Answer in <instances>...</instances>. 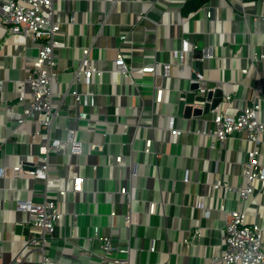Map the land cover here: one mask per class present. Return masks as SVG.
Returning a JSON list of instances; mask_svg holds the SVG:
<instances>
[{"label": "crops", "instance_id": "1", "mask_svg": "<svg viewBox=\"0 0 264 264\" xmlns=\"http://www.w3.org/2000/svg\"><path fill=\"white\" fill-rule=\"evenodd\" d=\"M209 12L212 19L206 17ZM54 21L62 26L63 48L55 55L61 75L53 103L60 117L48 135L64 141L74 131L83 153L62 149L51 154L53 187L29 176L15 177V167L34 166L44 141L32 139L40 131L37 121L18 124L28 108L26 78L38 47L24 37L6 35L0 13V169L6 171L0 176V264L18 259L41 264L40 254L26 247L31 216L16 208L18 201L45 199L60 203L65 213L46 252L60 264H98L102 250L94 240L96 229L113 240L114 258L128 264H212L225 248L227 214L239 202L236 194L214 186L244 185L241 166L248 146L242 135L224 145L207 137L212 116L186 119L177 105L190 90L196 51L208 53L200 63L210 86L236 94L231 114L251 105L257 88L264 94V64L253 60L264 49V0H56ZM185 43L188 65L181 73L172 66L173 54ZM86 48L101 75L94 76L90 87L97 107L82 110L97 115L96 125L75 120L71 95L89 90L74 79ZM120 53L133 68L132 87L114 72ZM152 65H157L155 74H142V68ZM245 69L248 75L242 73ZM157 88L164 90L161 105L155 101ZM58 94L66 95L65 101ZM262 110L264 122V101ZM172 120L184 131L181 137L167 131ZM147 141L153 142L150 155L145 153ZM78 177L85 181L84 192L74 194ZM124 189L127 195L121 193ZM62 190L68 191L66 197L60 196ZM246 208L248 222L264 230L262 188Z\"/></svg>", "mask_w": 264, "mask_h": 264}, {"label": "built area", "instance_id": "2", "mask_svg": "<svg viewBox=\"0 0 264 264\" xmlns=\"http://www.w3.org/2000/svg\"><path fill=\"white\" fill-rule=\"evenodd\" d=\"M56 0H1L0 13L3 29L6 35L21 36L29 39L38 47V55L32 69L26 78V83L31 88V95L28 108L24 109L22 117L18 124L23 125L27 121H37L40 131L32 135L33 140L43 138L44 141L39 146V154L34 166L29 170H24L21 166L14 168L15 177L20 178L29 176L35 180L43 182L48 188L55 186L50 171V156L53 153H60L62 149H69L72 155H81L83 153V144L77 140L74 131L68 133L66 140H51L48 132L55 120L60 117V112L54 108V99L57 94L54 87L59 83L60 71L55 60L56 53L63 48L61 45L60 33L62 26L54 21V10ZM107 3L114 4L116 0H106ZM208 19H212L211 12L207 13ZM101 20L99 23H101ZM75 22V17L72 18ZM122 40H126L123 37ZM184 49L173 54V65L181 73L187 67L186 55L188 53L187 43ZM239 51V50H238ZM196 52H200L201 58L196 59ZM193 53L192 62H204L207 58L206 51H196ZM254 62L264 64V49L260 55L255 57ZM167 70L171 65H165ZM157 65L144 67L141 69L142 74H155ZM116 75L123 77L124 83L134 84L133 68L128 66L124 54L120 53L115 61ZM248 75L250 70L242 71ZM194 74V72H193ZM100 76L101 73L96 63L91 59V48L83 50V59L81 67L74 73V79L78 83H83L89 89L87 93L73 91L72 97L75 99L74 110L76 111V121H84L92 125L100 123L97 115H90L84 112V107H97V96L90 91L93 85L94 76ZM197 83L199 88L196 92L197 97H207L209 93H215L220 90L217 87H211L208 80L203 74H197V80H190ZM3 85L0 82V90ZM66 95L58 94V99L65 101ZM236 94H225L220 107L209 112L212 116L211 127L206 136L215 139L221 145L237 135H242L247 143V160L241 166V176L244 179V185L240 187L229 184L217 183L215 190H224L226 193H234L238 196L239 202L237 209L229 212L228 222L224 228V251L223 254L212 259V264H264V230L259 224L248 222L247 208L248 203L253 199L258 189L264 190V155L262 147L264 145V122L261 119L262 102L264 94L257 88L255 97L251 105H247L236 114H231L233 102L236 100ZM164 90L157 88L155 90V101L158 105L163 103ZM194 108L204 109L205 105H193ZM36 116L41 119L36 120ZM204 117V116H203ZM167 131L175 137H181L184 131L177 129L174 121L169 123ZM44 136L46 138H44ZM152 141H147L145 153H152ZM122 163V158L117 159V164ZM94 169L97 170V167ZM5 169H0V176L5 177ZM188 183V179H185ZM84 179L78 177L74 179L72 191L74 194L84 192ZM123 195H127V190H122ZM61 197H66L68 191H60ZM202 199L199 207H202ZM155 205L151 206V213L155 211ZM17 211L27 213L31 216L27 227L31 232L30 238L26 241V247L31 252H37L41 257V264H60L59 261L52 260L47 255L48 245L52 242L54 235L64 216L60 203L45 199L41 202L18 201ZM225 212V209H222ZM199 235V233H197ZM94 240L101 245L102 253L97 258L98 264H128V261H122L114 258L116 249L113 240L100 235L99 229L95 230ZM83 256H88L83 252ZM23 259H18L15 264H23Z\"/></svg>", "mask_w": 264, "mask_h": 264}, {"label": "water", "instance_id": "3", "mask_svg": "<svg viewBox=\"0 0 264 264\" xmlns=\"http://www.w3.org/2000/svg\"><path fill=\"white\" fill-rule=\"evenodd\" d=\"M196 59L201 58L200 52H196ZM192 69L194 74L192 75V80H197V74H203L202 64L198 61L192 62ZM199 85L197 83H192L189 92L183 93L180 96L178 102L179 114H182L186 119H197L209 114L210 111L215 110L220 107L225 93L223 90H217L215 93H209L207 97H197V90ZM193 105H205L204 109L194 108Z\"/></svg>", "mask_w": 264, "mask_h": 264}]
</instances>
